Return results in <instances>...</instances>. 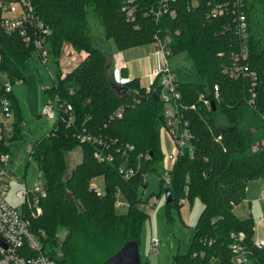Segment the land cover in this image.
Listing matches in <instances>:
<instances>
[{
  "label": "trees",
  "instance_id": "16d2710c",
  "mask_svg": "<svg viewBox=\"0 0 264 264\" xmlns=\"http://www.w3.org/2000/svg\"><path fill=\"white\" fill-rule=\"evenodd\" d=\"M29 1L48 30L46 35L33 30L29 34L44 37L49 54L58 58L65 44L85 53L83 60L48 89L60 103L72 107L74 121L69 124L60 118L53 130L31 147V160L45 175L46 196L37 205L33 201L25 204L24 214L44 252L65 264H104L127 242L136 241L140 246L147 213L140 207L139 188L145 186L149 173L161 177L168 172L167 190L173 198L166 203L168 212L180 200L199 198L203 205L187 252L177 253L171 264H237L236 243L243 246L244 258L250 264H264V247L254 244L253 219L234 213L235 206L245 200L247 183L264 178V146L252 150L244 126V114L249 110L259 122L252 128L259 129L258 138H264V0H249L241 9L250 28L247 62L257 75L254 87L249 78H235L226 69L234 62L239 42L233 30H225V26L234 24L239 9L230 7L222 16H208L212 7L224 8L233 0H199L195 8L190 0H176V16L165 15L158 22L145 14L159 0H135L134 21L126 15L123 0ZM90 14L100 21L106 39L119 51L154 44L161 30L171 38L172 55L184 50L191 54L193 74L199 81H177V88L182 96L181 117L188 122L192 137L170 170L163 168L160 130L166 119L159 80L150 90L137 77L116 83L111 60L93 44ZM24 38L19 32L0 31V81L4 77L12 85L26 79L25 65L34 50ZM67 81L77 82L78 90L66 89ZM215 86L218 100L213 99ZM251 88L256 93V108L249 104ZM201 95L214 100V110L199 101ZM5 98L12 108L8 123L12 128L8 144L2 142L1 146L11 153L13 145L25 139L24 119L12 90L6 92L4 84L0 85V101ZM215 116H222L227 125L219 126ZM87 134L97 142H82ZM77 148L82 160L66 177V154ZM96 152L111 160H98ZM122 167L131 171L128 178L121 173ZM98 177L105 180L104 194L92 186ZM118 199L126 203L127 212H118ZM60 229L67 230L61 242L57 237ZM239 233L245 234L241 242L234 237ZM141 264L147 263L141 260Z\"/></svg>",
  "mask_w": 264,
  "mask_h": 264
},
{
  "label": "rangeland",
  "instance_id": "374dc122",
  "mask_svg": "<svg viewBox=\"0 0 264 264\" xmlns=\"http://www.w3.org/2000/svg\"><path fill=\"white\" fill-rule=\"evenodd\" d=\"M22 13V5L14 4L12 5V10L4 12L3 16L11 19L20 16ZM88 18L92 27L90 36L93 44L99 47L111 60L112 69L115 65V60L120 58L119 56L117 58L116 55L124 53L126 54L124 63L131 66L138 78L142 75L145 67V58H149L151 65H155L156 69L160 67L161 61L154 54L155 46L153 44L119 51L112 40L106 39L104 27L100 21L93 14H90ZM42 52L48 53L47 62L44 63L39 55L34 52L25 65L26 79L23 82L15 81L11 85L12 93L16 97L24 119L25 139L11 148L12 155L8 168L18 177L20 183L25 182L28 187H33L38 183L44 184L46 180L45 175L39 170L38 163L34 160H29L28 149L32 147L37 139L49 134L57 122V116L47 119L42 115V108L47 103L55 100V96L50 94L48 89L53 88L59 82L61 76H64L85 58L84 52H78L71 46H65L58 58L49 54V46L43 48ZM78 55L81 57L80 61L75 59ZM167 63L169 70L173 72L175 80L189 83L199 81L193 74L195 63L189 51L184 50L170 56ZM112 76L116 83H123L116 80L113 70ZM4 84H6V80L2 77L0 85ZM64 86L71 92H75L79 88L75 81H67ZM215 120L219 126L227 125L226 120L222 116H215ZM244 124L247 128L246 131L252 150L255 151L258 148H262L264 146V138H258L260 136L259 129L256 131L252 128H256L259 122L253 118V114L249 110L244 114ZM183 128L181 126L179 128L180 131ZM160 139L162 149L169 145L168 143L172 144L171 146L174 149L173 155L164 153L163 168L166 171L167 169L169 170L168 167H173V159L176 160L179 156L180 147L175 143L177 137L173 134L168 136L164 128L160 130ZM81 160L82 154L79 148L66 154V177L69 176L71 170ZM161 175L160 177L157 173H149L146 176L145 186L140 187L138 191L142 201L140 207L147 213L142 225L139 251L142 262L147 264H171L177 253L187 252L193 230L198 224L203 209L200 199L195 198L193 201L180 200V204L178 206L174 205L168 212L166 209L165 191L169 183L164 180V184L161 185V178L164 179L166 177V172ZM247 184L245 200L235 206L234 213L239 218L251 217L255 225V236L259 235L264 239V223H261V218L264 217V178L254 179ZM92 185L95 186L98 193H105L106 183L103 177L93 179ZM22 189L19 183L11 182L10 189L5 195V200L14 209L24 212V201L16 197V194ZM121 202L123 201L121 200ZM123 203L125 205L117 208L120 213L128 211V206L125 202ZM150 203L153 204V208H149ZM66 233V229H60L57 235L59 242L64 239ZM153 239L160 241V249L157 253L151 252Z\"/></svg>",
  "mask_w": 264,
  "mask_h": 264
},
{
  "label": "built area",
  "instance_id": "2783aa9c",
  "mask_svg": "<svg viewBox=\"0 0 264 264\" xmlns=\"http://www.w3.org/2000/svg\"><path fill=\"white\" fill-rule=\"evenodd\" d=\"M124 1V11L131 21L135 20V0H123ZM191 6L195 8L199 4V0H190ZM249 0H233L231 4L225 3L224 8L222 6L212 7L208 12L210 17L222 16L225 10L228 11L230 7H236L239 9L238 16L232 24L231 22L225 26V30H233L238 42L239 48L234 54V62L228 69L231 75L235 78L247 77L251 80L252 86L256 84L257 75L255 71H251L250 66L247 62L249 56L248 38H249V24L247 16L241 11L245 8ZM176 0H159L157 6L150 7L149 11L146 12V16L154 18L155 21H159L163 16L169 15L171 17L176 16L175 9ZM20 4L23 7V13L18 17H13L8 19L3 16L4 12L11 11L12 5ZM231 5V6H230ZM0 11L2 16L0 18V31L5 33L19 32L24 36L25 43L28 47L33 48L40 59L45 63L47 62L48 53H43L42 49L48 46L45 43V38L42 36L30 35L29 30L34 32H42L47 34L48 30L43 28L40 23L38 16L34 11V7L29 0H0ZM171 43V38L168 35H163L161 30H159L154 38V54L160 59L161 64L158 69L151 72L150 78L151 83L146 87L150 90L151 84L158 79L161 85V100L165 105V119L166 125L164 127L167 131L168 136L173 134L177 137L175 143L180 147V154L184 152V148H187L189 144L188 140L192 137L190 130H188V122L182 120V115L180 112L179 102L182 98L181 93L177 88V80H175L173 72L169 70L168 58L172 56L169 44ZM0 61H1V48H0ZM126 67V66H123ZM122 68V67H121ZM120 68V69H121ZM120 69L118 71L120 75ZM121 79V77H120ZM130 79V77H129ZM124 83L129 80L121 79ZM6 92L11 91V84L7 81L5 84ZM251 98L249 104L252 108H256V93L254 89H250ZM218 87L215 86L213 90V99L218 100ZM205 99L203 95L199 97V101L211 109V103L214 100ZM10 102L7 98L0 101V264H65V262H60L51 258L44 252L43 245L38 236L34 235L31 231L30 221L25 216L24 212L18 211L10 206L5 200V195L9 191L11 182L19 183L22 186V190L16 194V197L22 199L25 204H30L31 201L37 205L41 199L46 196V190L44 184L38 183L33 187H28L26 183H20L18 177H16L11 169L8 168V164L11 159L12 153L5 152L2 149L1 143L8 144L7 137L8 133L11 131V125L8 123L12 120ZM191 109H196V105H191ZM42 115L47 119H52L57 116V120L60 118L63 121H67L69 124L74 121L73 110L70 105H64L60 103L59 98L55 97V100L47 103L44 108H42ZM121 117V113L117 114ZM264 121V114L261 115ZM3 125V128H2ZM183 126V130L180 131V127ZM185 129V130H184ZM94 141L97 140L90 135L84 136L81 140ZM132 149V148H131ZM178 150V151H179ZM31 148L28 149L29 160H31ZM178 153V152H177ZM95 157L100 160H111L110 156L106 158L100 153L96 152ZM175 159H173V163ZM169 170L171 167H168ZM121 173L125 175L126 178L131 175V171L120 169ZM168 171V169L166 170ZM164 180L169 183V174L166 172V177ZM93 186V185H92ZM95 188V186H93ZM96 190V188H95ZM97 191V190H96ZM100 194V193H99ZM117 207L123 206L124 203L121 200L116 201ZM149 208H153V204L150 203ZM37 212H41L40 208ZM261 223H264V217L261 218ZM255 231V228H254ZM256 235V234H255ZM236 237L237 241L241 242L245 239L244 233H239ZM254 244L258 248L264 247V239L259 235L254 236ZM160 249V241L153 239L151 242V252L157 253ZM233 249L238 254L236 259L237 264H250L245 258L244 254L246 251L243 246L239 243L233 245Z\"/></svg>",
  "mask_w": 264,
  "mask_h": 264
},
{
  "label": "water",
  "instance_id": "95a60500",
  "mask_svg": "<svg viewBox=\"0 0 264 264\" xmlns=\"http://www.w3.org/2000/svg\"><path fill=\"white\" fill-rule=\"evenodd\" d=\"M129 70L126 67L120 69V77L124 80L129 79ZM214 110L215 104L214 101L211 103ZM166 203L172 202V193L170 190L165 192ZM136 241H129L123 247L115 253L113 256L107 259L104 264H141V257L139 251V245Z\"/></svg>",
  "mask_w": 264,
  "mask_h": 264
},
{
  "label": "crops",
  "instance_id": "0c3cea01",
  "mask_svg": "<svg viewBox=\"0 0 264 264\" xmlns=\"http://www.w3.org/2000/svg\"><path fill=\"white\" fill-rule=\"evenodd\" d=\"M67 46H71L69 44H65L63 46V48ZM154 46V45H153ZM72 47V46H71ZM118 56L120 58H118ZM116 57L118 59L115 60V65L113 67V71L115 72V75H116V80H118V82H121V79H120V75L118 73L119 69L123 66H126V68H128L129 70V77L130 78H135L137 77V74L134 73L133 69L131 68L130 65H127V63H124V61L126 60L125 57H126V54H117ZM75 59H78V61L81 60V57L78 55ZM77 61V60H76ZM156 69V66L155 65H151V62L149 60V58H145V67L143 68V72H142V75L140 76V81H141V84L144 85V86H147L151 83V78H150V74L152 71H154ZM138 78V77H137ZM169 145L165 146L163 145V150H164V153H168V154H172L174 153V149H173V146H171L172 144L168 143ZM173 155V154H172Z\"/></svg>",
  "mask_w": 264,
  "mask_h": 264
}]
</instances>
